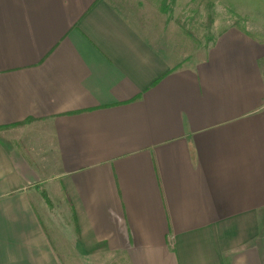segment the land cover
<instances>
[{
    "label": "crops",
    "instance_id": "1",
    "mask_svg": "<svg viewBox=\"0 0 264 264\" xmlns=\"http://www.w3.org/2000/svg\"><path fill=\"white\" fill-rule=\"evenodd\" d=\"M222 3L177 62L110 0H0V264H264V0Z\"/></svg>",
    "mask_w": 264,
    "mask_h": 264
},
{
    "label": "rangeland",
    "instance_id": "2",
    "mask_svg": "<svg viewBox=\"0 0 264 264\" xmlns=\"http://www.w3.org/2000/svg\"><path fill=\"white\" fill-rule=\"evenodd\" d=\"M136 22L143 23L144 31L154 38L170 57L185 56L186 61L202 54L220 24L241 22L243 17L233 6L222 0H110ZM258 0H255V2ZM245 4H243L244 7ZM252 13H262L263 6H247ZM209 18L212 24L209 25ZM215 21V22H214ZM242 23V22H241ZM36 212L46 227L73 226L72 219L56 204L39 203Z\"/></svg>",
    "mask_w": 264,
    "mask_h": 264
},
{
    "label": "trees",
    "instance_id": "3",
    "mask_svg": "<svg viewBox=\"0 0 264 264\" xmlns=\"http://www.w3.org/2000/svg\"><path fill=\"white\" fill-rule=\"evenodd\" d=\"M211 24H212V19L209 18V25ZM42 194L44 195L45 199H48V196L47 194H45V192H43Z\"/></svg>",
    "mask_w": 264,
    "mask_h": 264
}]
</instances>
